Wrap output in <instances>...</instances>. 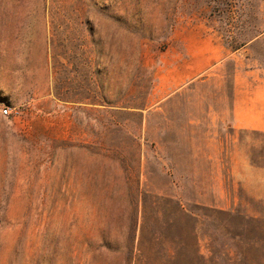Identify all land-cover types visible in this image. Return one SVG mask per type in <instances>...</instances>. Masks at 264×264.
Here are the masks:
<instances>
[{
    "label": "rangeland",
    "instance_id": "obj_1",
    "mask_svg": "<svg viewBox=\"0 0 264 264\" xmlns=\"http://www.w3.org/2000/svg\"><path fill=\"white\" fill-rule=\"evenodd\" d=\"M201 40L264 72V0H0V264H264L262 201L155 149Z\"/></svg>",
    "mask_w": 264,
    "mask_h": 264
},
{
    "label": "crops",
    "instance_id": "obj_2",
    "mask_svg": "<svg viewBox=\"0 0 264 264\" xmlns=\"http://www.w3.org/2000/svg\"><path fill=\"white\" fill-rule=\"evenodd\" d=\"M211 43L188 47L178 66L163 72L168 96L155 149L167 173L210 174L211 191L235 192L233 203L217 204L222 211L238 212L243 196L236 192H245L262 201L256 213L264 214V72L250 69L239 50L222 61Z\"/></svg>",
    "mask_w": 264,
    "mask_h": 264
},
{
    "label": "built area",
    "instance_id": "obj_3",
    "mask_svg": "<svg viewBox=\"0 0 264 264\" xmlns=\"http://www.w3.org/2000/svg\"><path fill=\"white\" fill-rule=\"evenodd\" d=\"M4 113H5L6 115H11L12 110H11V109H9V110H4Z\"/></svg>",
    "mask_w": 264,
    "mask_h": 264
}]
</instances>
